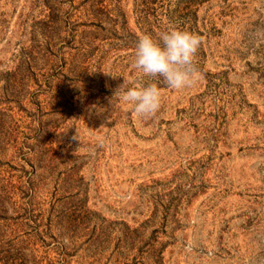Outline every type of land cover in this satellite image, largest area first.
I'll return each mask as SVG.
<instances>
[{
  "label": "rangeland",
  "instance_id": "rangeland-1",
  "mask_svg": "<svg viewBox=\"0 0 264 264\" xmlns=\"http://www.w3.org/2000/svg\"><path fill=\"white\" fill-rule=\"evenodd\" d=\"M150 6L196 11L191 87L132 67L135 0H0V264H264V0Z\"/></svg>",
  "mask_w": 264,
  "mask_h": 264
},
{
  "label": "clouds",
  "instance_id": "clouds-1",
  "mask_svg": "<svg viewBox=\"0 0 264 264\" xmlns=\"http://www.w3.org/2000/svg\"><path fill=\"white\" fill-rule=\"evenodd\" d=\"M202 42L198 34L179 28L162 32L158 41L144 34L138 39L132 67L146 77L162 78L171 89L191 87L201 78L194 60ZM121 99L132 104L138 116L148 117L160 108L161 90L155 83L135 82L122 92Z\"/></svg>",
  "mask_w": 264,
  "mask_h": 264
},
{
  "label": "trees",
  "instance_id": "trees-1",
  "mask_svg": "<svg viewBox=\"0 0 264 264\" xmlns=\"http://www.w3.org/2000/svg\"><path fill=\"white\" fill-rule=\"evenodd\" d=\"M154 1L155 0H135V9H137L136 13H137L138 21L141 23V28L145 30V31H143L144 34L151 35L157 41L159 40L160 34L162 32H165V31L170 30L172 28H179L181 30H186V31L191 32L192 26L193 25L195 26V24L197 23L196 11L190 10L191 6H189V7L187 6L186 8H188V11H187L186 17H185L186 14L181 15L178 13V11H176L170 17V23H171L170 25H167V24L162 25L158 22H157V24H153L149 20L148 15L150 14L149 9L152 8L150 5L152 3H154ZM189 15H192V16L188 17ZM126 22L127 21L124 18L123 24H125ZM156 28H157V30H156ZM127 33H128V36L135 38V35H133L129 31H127ZM199 34L201 35L200 31H199ZM201 51L202 50H201V46H200V48H199V50L195 56V59L197 58V60L194 61L195 65L199 69V71H201L203 69V65H202V63H200L201 59L199 58V57H203V56H200V53H203ZM134 53H131L128 56H133V58H134L135 57ZM158 81H163V79L159 78ZM151 83H155V82H151ZM0 197H2L1 192H0ZM2 259H4V258H2Z\"/></svg>",
  "mask_w": 264,
  "mask_h": 264
}]
</instances>
